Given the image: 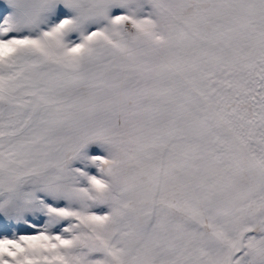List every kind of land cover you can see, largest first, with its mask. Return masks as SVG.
<instances>
[{
  "label": "snow or ice",
  "instance_id": "1",
  "mask_svg": "<svg viewBox=\"0 0 264 264\" xmlns=\"http://www.w3.org/2000/svg\"><path fill=\"white\" fill-rule=\"evenodd\" d=\"M0 264H264V0H0Z\"/></svg>",
  "mask_w": 264,
  "mask_h": 264
}]
</instances>
